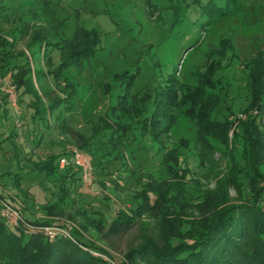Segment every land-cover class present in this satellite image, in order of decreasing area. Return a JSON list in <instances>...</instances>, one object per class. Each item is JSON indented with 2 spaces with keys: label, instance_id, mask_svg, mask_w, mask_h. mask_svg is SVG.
<instances>
[{
  "label": "rangeland",
  "instance_id": "rangeland-1",
  "mask_svg": "<svg viewBox=\"0 0 264 264\" xmlns=\"http://www.w3.org/2000/svg\"><path fill=\"white\" fill-rule=\"evenodd\" d=\"M39 1L0 0V202L6 200L23 215L24 221L11 227L14 232L25 237L27 222L46 221L74 231L72 235L79 238L74 243L92 250L100 264H124V255L143 240L154 238L158 245L164 244L162 202L142 216L132 215L124 229L109 232L117 214L131 216V209L152 206L157 201L154 192H162L168 196L167 207L177 210L178 223L194 221L200 204L219 195L217 181L232 172L233 162L241 196L228 181V199L221 206L254 198L260 187L264 204V177L256 173L254 180H248L241 137L234 140L233 152L213 140L215 147H205L196 142L194 123L183 117L157 142L136 125L118 129L112 114L117 99L125 96L129 102L142 95L139 108L150 111L155 92L169 73L175 74L181 87L194 88L197 74L212 64L217 53H224L212 71L218 105L211 116L232 122L228 142L240 132V123L249 119L255 118L264 128V96L249 106L246 67L257 68L256 61L264 60V0H221L227 13L214 15L213 23L205 26L209 16L200 15L204 0H188L190 4L183 6L179 0ZM78 29L92 52L81 66L68 69L66 76L75 87L66 89L70 103L52 113L47 109L37 113L30 105L35 96L16 92L7 69L14 63L29 67L42 104L63 96V77L55 79L47 73L58 66L60 50L45 43L72 38ZM48 46L50 60L44 64ZM42 70L47 74L34 78V71ZM73 147L91 156V185L80 183L75 165L60 166L58 159L67 157ZM50 154L56 156L51 162L59 173H75L64 205L54 209V215L47 213L46 206L60 197V183L36 168ZM257 159L264 175V155ZM172 180L184 190L178 195L179 210L169 185ZM45 227L36 224V231Z\"/></svg>",
  "mask_w": 264,
  "mask_h": 264
},
{
  "label": "trees",
  "instance_id": "trees-1",
  "mask_svg": "<svg viewBox=\"0 0 264 264\" xmlns=\"http://www.w3.org/2000/svg\"><path fill=\"white\" fill-rule=\"evenodd\" d=\"M179 1L182 6L190 4L188 0ZM193 1L199 3L200 0ZM39 2L45 3V0ZM221 13H227V11H223L221 0H204L200 5V15L209 16L204 22V26L213 23L214 15H221ZM80 33L81 31L78 29L72 38L45 43L51 45L52 48L56 46L60 50L58 66L47 73L53 74L55 79L63 77L64 88L60 90L63 92V96L51 98L48 102L43 101L42 104L40 92H37L30 79L32 70L27 68L24 63H14L12 68L7 69L8 72L12 73V79L16 83V92L35 96L36 102H32L30 105L35 107L37 113L45 109L48 113H52L61 104L68 107L65 104L70 103L71 98L66 95V89L68 87L75 88L72 79L66 76L68 69L70 66H81L82 61L88 59L92 52V48L88 47L89 45L84 41L82 42ZM2 44L0 41V48ZM52 48L49 46L45 48L43 52L44 64L50 60L49 53ZM223 55L224 53H217V56L211 61L212 64L210 63L206 70L197 74L198 82L194 88L181 87L175 74L169 73L163 84L158 86L159 89L155 92L152 100V108L148 112L145 111V108L143 110L139 108V100L143 97L142 95L140 98L134 96L129 102L126 96L124 99H117L118 105L112 109V114L116 117L114 123L118 129L123 128L122 130L136 125L144 134H149L154 140L157 139V142H160L161 136L170 132V127L178 123L180 118L185 117L196 126L197 143L205 147H213L215 143H218L224 147L229 146L231 152L234 151V140L241 137L243 140V152L241 154L246 165L245 174L248 180H254L256 173L264 177L259 171V166L262 163L258 164L259 160L257 159L264 155V128L255 122V118L249 119L246 124L240 123L238 126L240 132L234 134L230 144L227 141V135L232 122L227 117L224 120H218L210 114L218 105L212 71L219 66ZM256 62L259 64L257 68H254L253 65L246 66L249 68L247 83L250 90L249 106L264 96V74L262 73L264 60H257ZM47 73L43 70L41 72L34 71V78ZM256 106L259 109V106ZM84 144L86 142L83 139L81 147H84ZM53 158L56 156L50 154L45 163L36 164V168L44 170L48 176H54L60 183V197L54 204L50 203L46 206L47 213L50 215L55 214L54 209L60 210L61 206L64 205L67 188L73 181L71 180L72 174H75L74 172L67 174L70 170L59 173L57 166L51 162ZM171 158L173 161L176 160V157ZM235 166L237 165L233 162L232 169L230 168L232 172L228 173V176L218 179L219 191L217 192L219 195H214L210 200L200 204V208L197 210L198 217L194 221L187 220L181 223L183 221L181 220L178 223L177 210L172 212L167 207L168 196L162 192H154V190L153 192L158 194L155 199L157 201L152 206H145V208L139 206L136 210L131 209V216L123 212L117 214L109 232L124 229L130 225L132 215L142 216L155 207L158 209L159 204H162V211L159 214L162 216L164 244L158 245L159 243L154 238L143 240L142 243L124 255V264H264V204H261L263 200L260 197L262 188L260 187L256 191L254 198L243 196L248 200L221 206L228 199L225 187L228 181L235 185L241 196L242 184L237 182L235 175H233L235 170L233 167ZM171 168H173L172 165L169 167V171ZM78 171L77 169L76 172ZM77 175L80 180L79 173ZM169 185L175 191L173 199L179 210L180 199L178 195L182 191L184 193L183 186L173 180ZM159 200L162 203L157 204ZM168 211H171L172 216ZM36 224L48 225L49 222L43 221ZM72 232L74 233V231H70V234L75 241L63 234H58L53 238L43 236V232L36 231L35 228L23 237L21 233L14 232L11 226L0 218V264L102 263L99 258L93 256L92 250L91 252L84 250L77 243H74L76 240L79 241V238H75Z\"/></svg>",
  "mask_w": 264,
  "mask_h": 264
},
{
  "label": "built area",
  "instance_id": "built-area-1",
  "mask_svg": "<svg viewBox=\"0 0 264 264\" xmlns=\"http://www.w3.org/2000/svg\"><path fill=\"white\" fill-rule=\"evenodd\" d=\"M0 82H2L1 78ZM65 154L67 155V157L61 156L58 159L60 166L66 167L67 163L72 166L75 165V168L79 170L81 184L83 186H88V184L91 185L93 176V165L92 160L90 159L91 156L88 155V153H85L84 151L74 147L67 150ZM0 216L11 227L19 224L20 220L24 221L21 211L14 208L12 205H9L6 200L0 202ZM25 225L26 234L30 233V230H33L34 228L35 230L37 229L35 223L33 224L27 222ZM48 227H45L43 231H41L47 237L49 236L50 238H53L58 234H63L73 240V237L70 234V230H66L65 228L56 227L49 224Z\"/></svg>",
  "mask_w": 264,
  "mask_h": 264
}]
</instances>
